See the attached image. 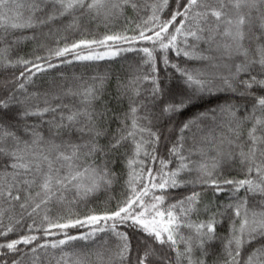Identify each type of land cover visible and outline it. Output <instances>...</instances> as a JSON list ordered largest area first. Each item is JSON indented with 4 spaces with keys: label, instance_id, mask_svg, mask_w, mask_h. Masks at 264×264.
Wrapping results in <instances>:
<instances>
[{
    "label": "snow or ice",
    "instance_id": "6c2138e0",
    "mask_svg": "<svg viewBox=\"0 0 264 264\" xmlns=\"http://www.w3.org/2000/svg\"><path fill=\"white\" fill-rule=\"evenodd\" d=\"M3 72L0 264H264V0H0Z\"/></svg>",
    "mask_w": 264,
    "mask_h": 264
},
{
    "label": "trees",
    "instance_id": "16d2710c",
    "mask_svg": "<svg viewBox=\"0 0 264 264\" xmlns=\"http://www.w3.org/2000/svg\"><path fill=\"white\" fill-rule=\"evenodd\" d=\"M123 22H121L122 24ZM120 25H118L117 27H119ZM101 31H103V29L101 28ZM34 48V44L31 43V42H26L24 43L22 46H21V55H24V54H31L32 50ZM39 54H43V52L41 51ZM132 56L133 54L129 53L127 54V57H128V62H131L132 60ZM125 61H120L119 63H114V62H107V61H100V62H97L95 65H94V69L97 70V71H104L106 68H112L114 71H119L120 68H121V64H124ZM93 68H88V69H84V68H81V67H78L77 69L75 70H78V71H87V72H92L94 70ZM69 72L74 70L71 68V66L67 69ZM171 71V70H169ZM163 75V69H162V73ZM10 75V73L8 72H3V73H0V79H3L4 77ZM121 191L120 187L117 186L116 189H115V193L116 195L119 194V192ZM105 199V197L103 195H101L99 197V199L96 201L97 203H102L103 200Z\"/></svg>",
    "mask_w": 264,
    "mask_h": 264
}]
</instances>
